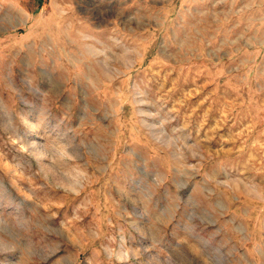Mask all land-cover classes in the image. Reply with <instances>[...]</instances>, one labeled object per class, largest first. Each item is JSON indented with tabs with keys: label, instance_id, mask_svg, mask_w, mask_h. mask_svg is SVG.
Listing matches in <instances>:
<instances>
[{
	"label": "rangeland",
	"instance_id": "obj_1",
	"mask_svg": "<svg viewBox=\"0 0 264 264\" xmlns=\"http://www.w3.org/2000/svg\"><path fill=\"white\" fill-rule=\"evenodd\" d=\"M0 264H264V0H0Z\"/></svg>",
	"mask_w": 264,
	"mask_h": 264
}]
</instances>
